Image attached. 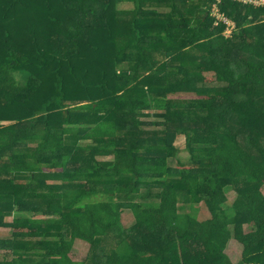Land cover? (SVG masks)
I'll use <instances>...</instances> for the list:
<instances>
[{
    "label": "trees",
    "instance_id": "obj_1",
    "mask_svg": "<svg viewBox=\"0 0 264 264\" xmlns=\"http://www.w3.org/2000/svg\"><path fill=\"white\" fill-rule=\"evenodd\" d=\"M187 1L0 0V264H264V4Z\"/></svg>",
    "mask_w": 264,
    "mask_h": 264
},
{
    "label": "rangeland",
    "instance_id": "obj_2",
    "mask_svg": "<svg viewBox=\"0 0 264 264\" xmlns=\"http://www.w3.org/2000/svg\"><path fill=\"white\" fill-rule=\"evenodd\" d=\"M201 3V0H189L187 1V3L192 4V3ZM125 8L129 9L130 6H126ZM197 14V13H196ZM126 15L129 16L128 13H126ZM201 15V14H199ZM192 16V15H191ZM195 16V15H194ZM198 16V14H197ZM120 25H124L121 24ZM125 27V26H123ZM147 114H145V116H143L142 120L144 122V127L145 129H156L159 128V122L162 120L160 117H157L158 115L155 114L156 112L154 110H148L146 111ZM156 121V122H155ZM176 147L178 148V153H177V158H180L181 160H186L188 157V153L184 150V137L183 135H179L176 142H175ZM96 160L98 162H100L101 164L104 165H110L112 163V157L111 156H96ZM168 165L170 167H174L176 165V158H170L168 161ZM48 183H51L52 185H54L55 187L57 186L56 184H58V180H56V178H48ZM55 189H58L57 187ZM227 198H228V205H231L232 202H234V200L237 198V193L235 191V189L230 186L228 188H226L225 190ZM141 198H146L145 194H143L142 196H127V197H117L118 200L120 201H132V200H137V199H141ZM180 210H184V211H188L189 207L186 206H182L180 207ZM197 211H198V215L196 216L199 219H202L207 211L205 209V207L203 206V204H199L197 207ZM27 214V213H26ZM28 215V214H27ZM133 222V218L131 216V213L129 212V210H124L123 212V223L125 225H130ZM10 236L9 234V229L7 228H0V239L2 238H8ZM107 243V239L104 241L103 246L101 248L102 251H105L106 248H108L110 245L107 244V246H105V244ZM111 243V242H108ZM109 245V246H108ZM82 250V249H81ZM83 252L84 250H82V252H78V250H76L73 253V257L75 259L80 260L81 258H83ZM226 254L230 257V259L233 261L234 264H239L240 263V259H241V253H242V246L240 243H238L236 240L231 239L225 249Z\"/></svg>",
    "mask_w": 264,
    "mask_h": 264
},
{
    "label": "built area",
    "instance_id": "obj_3",
    "mask_svg": "<svg viewBox=\"0 0 264 264\" xmlns=\"http://www.w3.org/2000/svg\"><path fill=\"white\" fill-rule=\"evenodd\" d=\"M241 1H243V2H251V3L259 4V5L264 4V0H241ZM212 12H213V15H216L218 18L223 16L218 10L217 3H214L212 5ZM228 23L230 24V22H228Z\"/></svg>",
    "mask_w": 264,
    "mask_h": 264
}]
</instances>
